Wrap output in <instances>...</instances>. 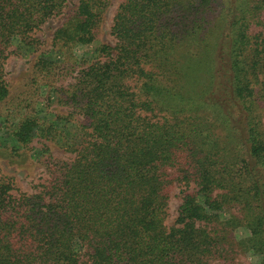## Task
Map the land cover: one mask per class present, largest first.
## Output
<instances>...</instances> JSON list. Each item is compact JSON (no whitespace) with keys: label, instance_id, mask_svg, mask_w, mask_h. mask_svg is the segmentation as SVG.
Instances as JSON below:
<instances>
[{"label":"trees","instance_id":"obj_1","mask_svg":"<svg viewBox=\"0 0 264 264\" xmlns=\"http://www.w3.org/2000/svg\"><path fill=\"white\" fill-rule=\"evenodd\" d=\"M110 1L0 0V117L28 110L2 144L43 141L44 167L31 192L0 177V264H232L248 251L264 264V0H121L111 42L79 63ZM52 18L62 24L12 101L5 62ZM53 81L84 120L34 114Z\"/></svg>","mask_w":264,"mask_h":264},{"label":"rangeland","instance_id":"obj_2","mask_svg":"<svg viewBox=\"0 0 264 264\" xmlns=\"http://www.w3.org/2000/svg\"><path fill=\"white\" fill-rule=\"evenodd\" d=\"M121 0H111L110 4L105 11L104 19L101 24L100 33L98 37L87 44H78L74 48L75 55L79 58V63L85 61V59L90 60L94 49L100 46L104 42H111V28L114 23V17L116 9ZM62 20L59 18H52L46 24H44L41 28L37 29L33 33L34 39H37L36 47L22 49L21 51H13L7 58L5 62V77L10 84V99L14 101L19 98L21 93H26L28 88V83L32 80L33 77L36 76L34 70L31 69L36 57L40 54L41 49H46L51 46L52 39H54V34L58 27L62 24ZM16 48L13 46L12 49ZM58 58V57H57ZM84 59V60H83ZM60 79L67 83L72 81V77L70 73L66 77L60 76ZM40 80L38 84H35L36 88L39 86ZM52 99L50 107L42 106V108H36L35 113L38 117H43L45 114H61L68 115L70 121L72 123H77V120H84V117L80 114H74L73 117L69 115L68 106L61 105L59 102V98L63 95L62 91L58 92L56 87H59L60 81L52 82ZM56 90H55V89ZM54 90V91H53ZM36 89L34 90V94ZM48 109V111H46ZM27 109H11L9 112L4 111V117H0V177L9 183L13 184V186L19 190L31 192L33 188L40 182L43 181L42 177L43 173V156L41 158L40 154L43 151V141L38 142L37 139L32 143H30L26 147H22L20 150L14 151L11 148H6L3 146L2 142L5 141L6 137L9 136L7 133L6 125L9 122L19 119L20 114H24L27 112ZM8 114V115H7ZM261 114L264 119V104L261 109ZM8 121L5 123V121ZM4 122L5 124H3ZM72 130H75L72 127ZM52 148L56 152V155L59 157L65 156V153L62 151L60 146H55L51 143ZM185 186L176 185L173 188L172 196L169 200L167 207V216L166 223L168 225H172L176 222L178 216V210L180 204L182 202V193L181 190L184 189ZM226 214H236L242 216L241 206L238 205H226V209L224 210ZM236 236L237 241L241 237H245L247 235V230L245 227H238L236 231L233 233ZM233 259L232 264H258L259 257L258 255L248 252H239L236 255H232Z\"/></svg>","mask_w":264,"mask_h":264}]
</instances>
